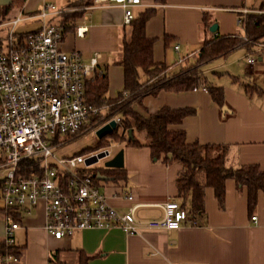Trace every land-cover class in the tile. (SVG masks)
<instances>
[{"label": "crops", "instance_id": "obj_1", "mask_svg": "<svg viewBox=\"0 0 264 264\" xmlns=\"http://www.w3.org/2000/svg\"><path fill=\"white\" fill-rule=\"evenodd\" d=\"M77 1L26 0L10 16L14 18L23 11L35 14L46 2L67 8ZM263 3L264 0L260 4L257 0H140L133 11L138 17L154 10V16L146 24L147 37L154 40V60L165 63L171 72H178L196 64L187 66L189 61H198L207 42L226 37L245 39L241 22L247 15L244 12L264 13ZM77 10H83V15L69 23L72 29L66 32L62 48L66 52L79 51L86 63L100 54L101 69L109 76L112 99L118 98L124 88V68L115 62L127 27L125 11L118 4L98 5L96 0L92 7ZM25 25L33 30L41 23L29 21ZM213 26L215 32L211 31ZM80 27L88 30L84 38L77 36ZM176 45L181 46L179 52ZM257 48L254 45L249 51L239 46L200 68L202 77L224 88V107L217 105L207 90L199 89L184 93L161 91L157 96L146 97L143 106L136 104L135 109L148 116L144 109L155 114L165 107L193 108L195 115L172 127L186 132L188 144L228 146L227 168L258 165L264 170V96L258 93L248 96L245 90V85L264 90V50L257 53ZM250 53L257 58L255 64L248 62ZM180 58L186 61L177 65ZM224 108L228 111L224 112ZM124 159L128 174L125 180L135 200L116 198L115 187L102 186L109 203L123 214L138 207L137 216L143 220L160 218L159 206L169 199L178 200L177 176L182 166L167 165L163 160L154 162L148 147L125 146ZM205 202L206 211L198 216L196 224L178 230H144L129 235L119 229H90L60 241L44 229L46 214L41 201L37 209L24 216L22 228L16 232L15 246L23 250V257L16 264H50L51 253H57L66 264H81L83 257L89 258V264H264L263 192L259 193L253 214L248 208L247 188H239L232 179L226 183L223 210L213 188H207ZM252 215L258 216L257 223L251 220ZM0 220V240H4L6 222Z\"/></svg>", "mask_w": 264, "mask_h": 264}, {"label": "built area", "instance_id": "obj_2", "mask_svg": "<svg viewBox=\"0 0 264 264\" xmlns=\"http://www.w3.org/2000/svg\"><path fill=\"white\" fill-rule=\"evenodd\" d=\"M110 3L123 7L125 25H129L135 18L133 7L140 0H96L98 5ZM74 11L78 10L46 2L35 14L23 11L0 24V31L10 26L8 35L0 37V169L5 172L2 179L5 244L15 246L22 219L37 209L41 201L46 214L44 229L60 241L90 229H119L135 235L144 230L173 231L195 225L196 217L175 199L159 206L160 218L148 220L138 218V207L123 214L109 203L102 186L115 187L116 198L135 200L125 179L97 178L100 174L97 171L109 169L95 165L117 153L120 144L115 139L108 138L107 146L89 152L57 155L70 144L67 139L92 130L97 132L113 120L117 128L121 123L119 116L105 120L108 106L97 107L86 99L87 84L102 74L101 55L96 54L86 63L79 51L66 52L62 48L66 37L62 18ZM29 21H39L41 26L18 33L19 26ZM87 32L86 27H80L77 36L84 38ZM256 45L257 53L264 50V42ZM175 50L179 52L181 46L176 45ZM248 56V62L255 64L253 54ZM185 61L186 58H180L177 65ZM128 97L130 94L123 92V99ZM101 153L105 154L103 159L99 158ZM93 157L98 162L87 165ZM33 158L41 160V173L18 178L19 164ZM251 220L257 223V215H252ZM19 261L12 254L4 259L5 264Z\"/></svg>", "mask_w": 264, "mask_h": 264}, {"label": "trees", "instance_id": "obj_3", "mask_svg": "<svg viewBox=\"0 0 264 264\" xmlns=\"http://www.w3.org/2000/svg\"><path fill=\"white\" fill-rule=\"evenodd\" d=\"M25 2L26 0H14L11 6H0V24L11 19V11L23 7ZM94 4L95 0H79L70 4L67 9L89 8ZM82 15L83 10L64 14L62 18L64 30L70 31L72 27L69 23L76 22ZM153 16L154 10H148L135 17L131 24L126 25L122 34L121 51L115 64L124 68L123 92H128L130 97L123 99V92H121L118 98H109L110 80L108 73L102 70V74L87 84V102L97 107L108 106L105 120L114 116H119L121 119L119 127L109 135V138L128 147H148L154 162L163 160L167 165L177 163L182 166L177 176V197L182 207L188 209L194 217L201 216L206 211L207 188L214 189L220 209L225 208L226 183L230 179L234 180L239 188H247L248 208L250 214H253L258 206L259 193L264 194V170L261 167L250 165L236 169L227 168L228 146L202 145L198 142L188 144L186 132L173 130L172 127L182 125L186 118L195 115L196 110L193 108L165 107L155 114H149L144 109L148 115L146 116L139 113L135 105L143 106V100L146 97L157 96L161 91L184 93L206 89L213 101L220 107H224L226 103L224 88L215 86L202 77L200 68L217 58L229 55L239 46H245L250 51L254 45L263 41L264 13H250L242 18L247 40L226 37L207 42L201 49L196 64L178 72H171L165 63H156L154 60V40L148 39L146 34V24ZM245 90L248 96L254 93L264 96V90L257 87L245 85ZM108 144V142H101L92 150ZM170 155L172 157H169ZM0 163H2L1 158ZM41 171L40 159H28L19 164L17 177L28 178L39 175ZM97 173L112 180L128 179L124 169L102 170ZM3 190V182L0 180V216L2 217L4 215ZM8 254L21 259L23 250L15 246L8 247L4 240H0V264H5L4 259ZM49 262L50 264H66L57 256V253L50 254ZM81 264H89V258L83 257Z\"/></svg>", "mask_w": 264, "mask_h": 264}, {"label": "rangeland", "instance_id": "obj_4", "mask_svg": "<svg viewBox=\"0 0 264 264\" xmlns=\"http://www.w3.org/2000/svg\"><path fill=\"white\" fill-rule=\"evenodd\" d=\"M257 1H259V4H260L263 0H257ZM25 23L26 22L22 23V25L19 26L18 33H25V32L30 31L32 29L28 25H25ZM9 31H10V26H6L4 30L0 31V37L1 36H7ZM242 34H243V32H242ZM256 60H257V58H256ZM196 62H197V60H195V59L193 61H189V62H187V66L192 65V63H196ZM207 77L209 78V75ZM108 97H111V98L113 97V96H111L110 87H109V91H108ZM109 137L110 136L103 138L102 140H99V138L96 134V131H93V130L88 131L87 133L80 135L78 137L67 139L66 141L70 142V144H68L67 147L64 148L63 150H61L60 152H56V153L58 156H65V155L68 156V155L79 154L84 150L90 151V150L96 148V145L98 143L100 145L101 142H106V140ZM125 145H119L120 149H125ZM103 166H104V162H99L95 165V167H99V168H102ZM4 173H5L4 170L0 169V180L3 179ZM186 210H188V209H186ZM197 218H198V215L196 216V220H197ZM0 219H3L5 222V219L2 216H0ZM0 223H1V220H0ZM5 225H6V223L4 224L3 231L5 228ZM4 239H5V235H4Z\"/></svg>", "mask_w": 264, "mask_h": 264}, {"label": "water", "instance_id": "obj_5", "mask_svg": "<svg viewBox=\"0 0 264 264\" xmlns=\"http://www.w3.org/2000/svg\"><path fill=\"white\" fill-rule=\"evenodd\" d=\"M14 0H0V6H11L13 4ZM211 31H216V26H213V28H211ZM227 108H224V112H227ZM117 128V124L116 122L113 120L110 123L106 124L105 126H103L102 128H100L96 134L98 136V138L100 140H102L103 138L107 137L108 135L112 134L114 129ZM130 137H132V132H130ZM105 157V154L101 153L99 155L100 159H103ZM169 157H172V155H170ZM98 162V158L93 157L90 160L87 161V165H93L95 163ZM104 166L107 169H115V170H121L124 169L125 167V159H124V149L119 150L114 157L110 158L109 160H107L106 162H104ZM97 178L99 180H109L110 178L106 177L105 175L102 174H98Z\"/></svg>", "mask_w": 264, "mask_h": 264}, {"label": "bare ground", "instance_id": "obj_6", "mask_svg": "<svg viewBox=\"0 0 264 264\" xmlns=\"http://www.w3.org/2000/svg\"><path fill=\"white\" fill-rule=\"evenodd\" d=\"M245 48H247V47H245ZM198 89H196V91H197Z\"/></svg>", "mask_w": 264, "mask_h": 264}]
</instances>
